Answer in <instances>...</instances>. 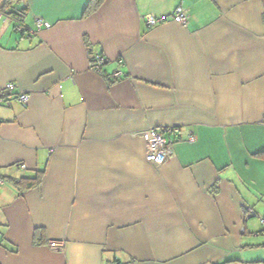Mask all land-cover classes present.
<instances>
[{"label":"crops","instance_id":"1","mask_svg":"<svg viewBox=\"0 0 264 264\" xmlns=\"http://www.w3.org/2000/svg\"><path fill=\"white\" fill-rule=\"evenodd\" d=\"M6 1L0 264H264V0Z\"/></svg>","mask_w":264,"mask_h":264},{"label":"built area","instance_id":"2","mask_svg":"<svg viewBox=\"0 0 264 264\" xmlns=\"http://www.w3.org/2000/svg\"><path fill=\"white\" fill-rule=\"evenodd\" d=\"M172 19L175 23L179 25H185L187 21V16L181 7L175 8ZM146 24L149 26H155L162 22H165L166 17L153 18L151 16H145ZM50 24L48 22L42 21L40 19H35L34 21V29L28 28L20 23H18L14 28L20 34L31 35L37 30L42 28L48 29ZM105 63V57L102 54H94L91 58L89 68L93 72L100 73L102 66ZM123 76L122 72L117 70L113 74L109 75L108 79L110 81H115ZM8 91H13L15 86L13 84H7L5 87ZM16 99L21 104L25 105L29 99L28 94L19 93L16 95ZM178 127H167V128H149L142 132V138L145 140V153L144 158L147 162L152 164H158L162 161L167 160L170 155V140H168L169 134L178 133ZM185 140L189 143L195 141V137L192 133H188L185 137ZM21 168H25V165H21ZM0 184H2V180L0 179ZM246 214L249 217H254L256 214L253 210H246ZM259 222L264 225V218L258 217Z\"/></svg>","mask_w":264,"mask_h":264},{"label":"trees","instance_id":"3","mask_svg":"<svg viewBox=\"0 0 264 264\" xmlns=\"http://www.w3.org/2000/svg\"><path fill=\"white\" fill-rule=\"evenodd\" d=\"M93 1L94 0H91V4L93 3ZM95 2H96V0H95ZM99 2V1H98ZM10 4V0H7L6 2H5V5H9ZM17 15H18V20H20L21 21V18L20 17H22V15H23V11L22 10H20V11H18L17 12ZM40 180H41V175H40V173L35 177V178H33V179H25V180H22V181H20V183H22V184H24V188H31V187H33V186H35V185H37L39 182H40ZM213 189H216V187L215 186H213ZM36 234H38V232H36ZM37 236V235H36Z\"/></svg>","mask_w":264,"mask_h":264},{"label":"rangeland","instance_id":"4","mask_svg":"<svg viewBox=\"0 0 264 264\" xmlns=\"http://www.w3.org/2000/svg\"><path fill=\"white\" fill-rule=\"evenodd\" d=\"M261 217H263V216H261ZM264 218V217H263ZM257 219V218H256ZM259 222V221H258ZM259 224H260V226L261 227H263V229H264V225L263 224H261L260 222H259Z\"/></svg>","mask_w":264,"mask_h":264}]
</instances>
